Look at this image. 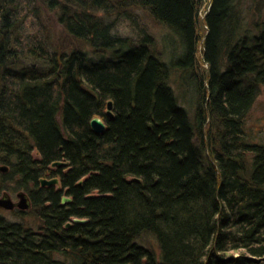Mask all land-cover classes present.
I'll return each mask as SVG.
<instances>
[{
  "label": "trees",
  "instance_id": "obj_1",
  "mask_svg": "<svg viewBox=\"0 0 264 264\" xmlns=\"http://www.w3.org/2000/svg\"><path fill=\"white\" fill-rule=\"evenodd\" d=\"M240 2L0 0V194L30 200L0 214V264H264V144L243 129L264 26ZM137 9L169 29L161 53ZM48 12L97 55L63 57Z\"/></svg>",
  "mask_w": 264,
  "mask_h": 264
},
{
  "label": "rangeland",
  "instance_id": "obj_2",
  "mask_svg": "<svg viewBox=\"0 0 264 264\" xmlns=\"http://www.w3.org/2000/svg\"><path fill=\"white\" fill-rule=\"evenodd\" d=\"M240 4H241L240 7L242 8L241 15L244 19L242 22L243 25L242 30L244 31H248V29L254 30L252 29L253 27L252 23L253 22L255 23V21H258V23L261 22L262 27L264 26V0H241ZM208 5H209V0H206V4L202 6L199 11L201 16H204L206 9H208ZM135 12L137 13V16L140 18L141 22L145 25L146 31L150 35L152 43L155 46V51L161 53L162 37L169 33V29L153 21L148 16V14L142 10L137 9L136 11H134V13ZM108 17H109L108 19L112 20L115 17V14L112 13L111 15H108ZM55 18L56 15L54 14V12H48V14L46 13V17L44 19H46L45 23L47 27L52 30L54 36L56 35L55 36V39L57 40L56 46L61 47V50L63 51V57L68 53V51L71 50V48H76L77 45L79 46V48H84L85 50H87V52L91 53L93 57L97 55L93 53L92 49L89 46L87 45L83 46L82 42L74 41L73 39L74 37L70 33H68L64 29V27L62 28L60 25H55V21L57 20ZM114 31L123 37H129V38L134 37L133 33L129 29V26L126 25L124 22L116 23L114 26ZM241 35H243V33H241ZM201 51H202V44L198 48V53L200 54ZM202 65H205V63ZM171 77L174 79V76ZM170 82H171V78H170ZM243 129L245 132V137L247 142L254 144H264V84L258 88L255 98L250 106V109L248 110L247 114L244 117ZM207 150H208V154H210L209 148ZM205 157H208L207 154H205ZM1 165L2 164H0V166ZM11 185L12 186H10L5 191L8 192L12 200L16 202L18 201L16 193L19 192L20 190H16L13 184ZM16 209H17L16 207H14L13 210L3 209L0 207V214H2L4 217H6L9 220H15L18 217L16 213ZM24 217L26 218L27 223L31 224L34 227L36 226L37 221L33 217L32 213H26Z\"/></svg>",
  "mask_w": 264,
  "mask_h": 264
},
{
  "label": "water",
  "instance_id": "obj_3",
  "mask_svg": "<svg viewBox=\"0 0 264 264\" xmlns=\"http://www.w3.org/2000/svg\"><path fill=\"white\" fill-rule=\"evenodd\" d=\"M111 108H112V101L108 100L106 103V110H105V114L108 117H112ZM90 126H91L92 130L97 132V133H100L105 129V123L99 116H94L91 118ZM66 164L67 163L63 162V161H55L52 163V166H64ZM0 170L6 171L7 166L1 165ZM40 183H41V185H57L58 184V178L57 177H52L50 179L42 178V179H40ZM16 196L18 198V201L15 202L12 200V198L8 192H6V191L2 192V194L0 196V207L3 209H10V210H13L14 207H16L17 209H21V210L29 208L30 200H29L28 195L24 191L20 190L19 192L16 193ZM68 201H70L69 197H67V196L61 197L62 203L68 202ZM73 221L74 222H83L85 220L75 218Z\"/></svg>",
  "mask_w": 264,
  "mask_h": 264
}]
</instances>
